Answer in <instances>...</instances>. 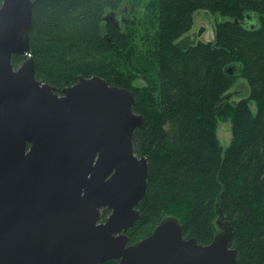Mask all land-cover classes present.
Instances as JSON below:
<instances>
[{
	"label": "trees",
	"instance_id": "obj_1",
	"mask_svg": "<svg viewBox=\"0 0 264 264\" xmlns=\"http://www.w3.org/2000/svg\"><path fill=\"white\" fill-rule=\"evenodd\" d=\"M32 1L29 50L11 57L13 68L31 59L36 80L56 93L79 76L99 77L131 91L132 111L143 117L132 149L147 159L146 191L128 244L173 217L184 239L207 245L219 214L238 264H264V0ZM123 4L122 29L103 22ZM200 10L228 18L214 42L175 44ZM237 79L249 93L233 104ZM219 121L231 122L225 149ZM108 214L101 210V222Z\"/></svg>",
	"mask_w": 264,
	"mask_h": 264
},
{
	"label": "water",
	"instance_id": "obj_2",
	"mask_svg": "<svg viewBox=\"0 0 264 264\" xmlns=\"http://www.w3.org/2000/svg\"><path fill=\"white\" fill-rule=\"evenodd\" d=\"M32 8L0 5V264H238L220 219L207 245L184 239L173 217L128 244L146 191L147 159L132 149L143 117L131 91L99 77L79 76L58 95L31 59L14 69L11 57L29 50Z\"/></svg>",
	"mask_w": 264,
	"mask_h": 264
},
{
	"label": "rangeland",
	"instance_id": "obj_3",
	"mask_svg": "<svg viewBox=\"0 0 264 264\" xmlns=\"http://www.w3.org/2000/svg\"><path fill=\"white\" fill-rule=\"evenodd\" d=\"M127 7H129L128 4H123L122 9H125L127 12ZM228 21V18L221 17L218 14H211L208 11H196L193 14V24L188 33L183 35L181 38H179L175 44L181 46L182 44H189L193 45L197 42H214L215 40V26L216 24L220 22ZM229 97H227L228 101L235 104L242 98H247L249 89L246 86L243 79H237L235 85L232 87L230 91ZM133 95V94H132ZM250 110L252 115H255L256 113V106L253 102H250L249 104ZM231 122L230 121H219L217 124V139L222 146L223 149H225L231 140ZM216 217L213 219V230L214 235L219 233L221 230L219 229L217 222L219 220V214L217 217V220L215 221ZM224 224V222H223Z\"/></svg>",
	"mask_w": 264,
	"mask_h": 264
},
{
	"label": "bare ground",
	"instance_id": "obj_4",
	"mask_svg": "<svg viewBox=\"0 0 264 264\" xmlns=\"http://www.w3.org/2000/svg\"><path fill=\"white\" fill-rule=\"evenodd\" d=\"M111 24L118 29H122L124 21H119L117 18L112 17L110 18ZM210 231V230H209Z\"/></svg>",
	"mask_w": 264,
	"mask_h": 264
},
{
	"label": "flooded vegetation",
	"instance_id": "obj_5",
	"mask_svg": "<svg viewBox=\"0 0 264 264\" xmlns=\"http://www.w3.org/2000/svg\"><path fill=\"white\" fill-rule=\"evenodd\" d=\"M116 17H120V15H119V14H117V15H116ZM123 24H124V23H123Z\"/></svg>",
	"mask_w": 264,
	"mask_h": 264
}]
</instances>
